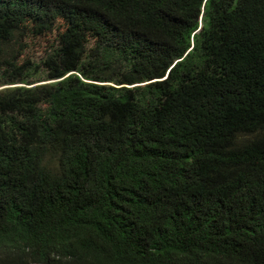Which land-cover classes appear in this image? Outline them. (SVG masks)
Instances as JSON below:
<instances>
[{"label":"trees","instance_id":"obj_1","mask_svg":"<svg viewBox=\"0 0 264 264\" xmlns=\"http://www.w3.org/2000/svg\"><path fill=\"white\" fill-rule=\"evenodd\" d=\"M1 67L0 264H264V0H0Z\"/></svg>","mask_w":264,"mask_h":264},{"label":"rangeland","instance_id":"obj_2","mask_svg":"<svg viewBox=\"0 0 264 264\" xmlns=\"http://www.w3.org/2000/svg\"><path fill=\"white\" fill-rule=\"evenodd\" d=\"M24 43L26 45V48L22 52V56L19 58L20 63H22L25 60H30L31 62H34L38 66L37 70L34 72L35 78H30L29 81L34 82L36 79H41V82L35 81L34 82L35 84L33 86L44 85L52 82V81H45V79L43 78L45 74V69L43 67L42 62L48 57V55L52 52V50L58 43L57 30L54 29L52 32L44 34L43 36H35V37L29 36L26 39H24ZM18 46H20V44ZM18 48L19 47H15L13 45L8 46L9 54L6 57V59L10 60L11 56H13L16 53V49L18 51ZM2 74H3V67L0 68V92L15 87H27V88L32 87L23 84L4 85ZM47 160L48 163L51 164L52 168H57V162L55 157L49 156Z\"/></svg>","mask_w":264,"mask_h":264}]
</instances>
